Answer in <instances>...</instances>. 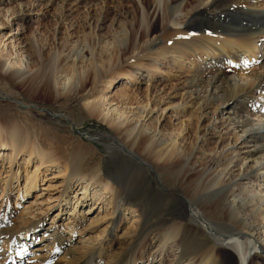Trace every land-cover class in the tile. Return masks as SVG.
<instances>
[{
    "label": "rangeland",
    "instance_id": "rangeland-1",
    "mask_svg": "<svg viewBox=\"0 0 264 264\" xmlns=\"http://www.w3.org/2000/svg\"><path fill=\"white\" fill-rule=\"evenodd\" d=\"M144 1L153 6L147 19L155 25L152 36L158 39L152 49L172 50L173 40L163 39L157 0H0V144L6 142V131L13 125L24 131L17 157L11 148L0 146V221H8L4 212L11 209L12 219L40 220L43 228L83 248L102 243L97 258L100 264H111L123 247L135 241L143 224L142 209L147 208L155 221L149 233L152 244L134 247L145 255L142 260L138 257L137 264H189V260L178 261L176 245L162 250V239L154 238L172 223L169 208L174 199L163 196L172 193L155 167L160 160L131 149L137 128L155 134L158 148H165L187 127L185 140L179 141L188 149L193 139L188 136L190 125L202 137L189 154L195 165L203 155L206 162L212 161L213 153V158L236 155L231 173L235 192L250 193L257 181L251 175L237 176L242 152L214 107L205 111H210L209 117L190 121V109L198 110L196 116L200 111L192 106L193 100L183 102L181 64L173 55L155 56L153 50L145 54L146 49L143 56L139 54L143 22L138 15ZM132 39H137V54L130 50ZM259 50L262 55L264 42ZM190 56L187 66L193 61ZM256 61L248 70H259ZM230 71L237 70L230 67ZM133 72L135 80L129 81L127 75ZM110 79L114 84L108 88ZM125 89L127 99L121 92ZM260 101H253L250 114L262 105ZM26 104L32 108L21 107ZM51 112L59 118L51 117ZM252 117L257 121V116ZM78 163L80 171L71 174L72 165ZM124 195L128 199L119 205ZM45 240L31 243L25 255L49 256L48 264H62L57 260L64 252L52 251ZM199 248L196 243L186 253L193 256ZM252 264H264V259L256 256Z\"/></svg>",
    "mask_w": 264,
    "mask_h": 264
},
{
    "label": "bare ground",
    "instance_id": "bare-ground-1",
    "mask_svg": "<svg viewBox=\"0 0 264 264\" xmlns=\"http://www.w3.org/2000/svg\"><path fill=\"white\" fill-rule=\"evenodd\" d=\"M152 7L144 1L138 15V20L143 22L140 29L143 43L137 44L139 54L143 56L142 51L146 49L145 54L153 50L155 56L173 55L181 64L183 102L193 100L192 106L200 111L196 116L198 110L190 105V121L209 117L210 111H205L214 107L221 124L235 135L234 139L240 146L242 164L237 176L251 175L257 181L250 193L245 190L235 192L236 180L231 173L236 155L213 158V153L211 162H206L207 156L203 155L197 159L199 165H195L189 154L201 134L197 129L192 130L190 125L188 136L193 139L188 149L181 147L179 141L185 138L183 135H186L184 131L187 127L181 129L165 148H158L155 134L146 135L138 127L131 149L137 153L144 152L148 159L160 160L155 167L162 174V183L169 186L172 193L163 196L174 199L169 208L172 223L157 229L154 238L162 239L159 244L162 250L176 245L180 249L178 261L181 262L229 264V260L234 258L233 264H252L256 256L264 259V53L261 55L262 49L259 50L264 42V0H157V7L162 8L163 39L173 40L174 44L172 50L163 52L152 49L158 39V36H152L155 25L147 19ZM156 9L155 5L154 11ZM136 40L130 42L133 54H137L134 51ZM124 51L125 48L121 53ZM188 56L193 57V61L187 66L191 60L186 61ZM256 60L259 61V70H248L249 64ZM230 67L237 71L229 72ZM96 69L94 73L99 74ZM127 79L134 81V72L128 74ZM113 84L114 79H110L108 88ZM121 92L126 99L129 97L126 89ZM256 99L261 100L262 105L250 114V106ZM21 107L32 108L28 104ZM252 115L258 117L257 121ZM98 117L106 121L103 115ZM23 135L20 126L13 125L6 131V142L0 144L1 149L11 148L14 157H17L23 149ZM79 163L72 165L71 174L80 171ZM176 192L181 194H173ZM127 199V195L121 197L119 205ZM146 209L141 212L144 216L142 227L134 235L136 242L123 247L122 254L109 261L111 264H137L138 257L141 260L145 257L143 252L139 255L134 247L141 244L145 248L152 244L149 233L155 227V221ZM13 214L11 209H7L4 215H7L8 221H0V264H48L49 256L36 259V254L35 257L25 255L31 243L42 239H46L47 247L52 246V251L64 252L57 260H61L62 264H100L101 258L97 256L103 248L102 243L83 248L75 245L73 239H64L56 231L43 228L40 220L21 223L16 217L11 218ZM167 242L171 246L166 245ZM196 243L200 244V248L189 257L186 252Z\"/></svg>",
    "mask_w": 264,
    "mask_h": 264
},
{
    "label": "water",
    "instance_id": "water-1",
    "mask_svg": "<svg viewBox=\"0 0 264 264\" xmlns=\"http://www.w3.org/2000/svg\"><path fill=\"white\" fill-rule=\"evenodd\" d=\"M41 110V109H40ZM50 115L52 116V117H54V118H56L58 115H60V114H55V113H50ZM66 121L68 122V123H71L72 125H75V123L74 122H71V121H69L67 118H66ZM82 134H85V133H82Z\"/></svg>",
    "mask_w": 264,
    "mask_h": 264
}]
</instances>
